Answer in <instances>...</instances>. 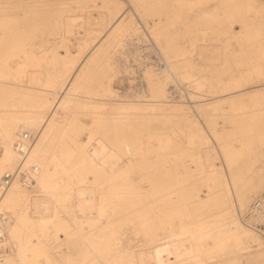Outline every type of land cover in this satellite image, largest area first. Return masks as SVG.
Wrapping results in <instances>:
<instances>
[{"label":"bare ground","instance_id":"1","mask_svg":"<svg viewBox=\"0 0 264 264\" xmlns=\"http://www.w3.org/2000/svg\"><path fill=\"white\" fill-rule=\"evenodd\" d=\"M133 41L164 67L122 94ZM257 143L264 0H0V264H264Z\"/></svg>","mask_w":264,"mask_h":264},{"label":"rangeland","instance_id":"2","mask_svg":"<svg viewBox=\"0 0 264 264\" xmlns=\"http://www.w3.org/2000/svg\"><path fill=\"white\" fill-rule=\"evenodd\" d=\"M206 2V3H205ZM215 3L216 2H207V1H204L203 3H200V2H198V3H196V6H207V5H209V6H212V5H215ZM128 10L127 11H129L130 10V7L127 5V7H126ZM139 23H140V26H142V28L144 29V22L141 20V19H139L138 18V20H137ZM202 24V23H201ZM194 25L197 27V26H199L200 25V23L196 20V21H194ZM211 25H212V22L211 21H205V22H203V26H208L209 28L211 27ZM141 28V31H145L146 29H142ZM234 29H236V30H238V26L237 25H235L234 26ZM194 34H197L198 36H201L202 34H203V32H196V33H194ZM204 34H206L209 38H211L213 35V33H212V31H210V29L208 30V32H206V33H204ZM149 39V38H148ZM147 39V40H148ZM145 40V39H144ZM149 41V40H148ZM151 42V41H150ZM132 43H134V45L133 44H131L130 43V45H128V47H125L126 49H125V54H126V57H127V59H129V60H127V62L126 63H122V67H121V73L119 74V76L116 78V80H115V82H114V88L118 91V92H120V93H122V94H124L125 92H126V94H128V92H131V91H136V90H140L139 91V93H142L144 90L146 91V83L143 81V77H141V76H143V73H144V71L147 69V68H149L150 67V65L152 66L153 65V67H154V69H157V68H162V67H164V66H155V65H157V59H158V55H157V49L156 48H154V47H150L149 46V44H147L148 42H136V41H133ZM152 43V42H151ZM145 44V45H144ZM137 45H139V46H141V48L140 47H138ZM143 45V46H142ZM136 48H135V47ZM144 46L146 47L145 49H144ZM131 47H133V48H131ZM76 48V49H75ZM130 48H131V50H130ZM147 48H149V50H147ZM135 49L137 50V51H135ZM140 49H141V51H140ZM143 49V50H142ZM152 49V50H151ZM76 50H78V48L76 47V46H72L71 47V54H67L66 53V51H64V52H61V54L62 55H68L67 57H69V58H74V56L76 55V53H77V51ZM139 50V51H138ZM155 50V51H154ZM143 51V52H142ZM154 51V52H153ZM126 52H128V53H126ZM130 52V53H129ZM137 52H140L141 54H139L140 55V57L139 56H137V57H135L136 55H138V53ZM156 52V53H155ZM134 53V54H133ZM150 54V57L148 56L149 54ZM134 56H132V55ZM136 54V55H135ZM134 58H132L131 59V56ZM142 55H144L143 57H142ZM135 58L137 59V60H135ZM149 59H152V60H154V61H152V60H149ZM128 61H130V62H128ZM147 61H149V63H147ZM151 61V62H150ZM133 62V63H132ZM144 63V66H143V63ZM131 63V64H130ZM135 64V65H134ZM149 64V65H148ZM126 65H128L127 67H126ZM147 65L149 66V67H147ZM119 66H121V65H119ZM124 67V68H123ZM128 69V71H129V73L128 74H126L125 72H124V70L126 69V68ZM132 68V69H131ZM143 70V72H142V70ZM145 69V70H144ZM132 72V73H131ZM125 73V74H124ZM141 73V74H140ZM127 75V76H126ZM121 76H123L122 77V79L120 78ZM141 79H142V81H141ZM129 82V83H127V81ZM141 81V84L138 86V84L140 83V81ZM124 81V82H123ZM126 82V83H125ZM123 83H125L124 85H123ZM131 83V84H130ZM145 85H144V84ZM179 85V87H170V91H173L172 92V97H173V99L171 100V101H173V102H175V103H181L182 105H184L185 107L186 106H188V107H190V108H192V106L193 105H199L200 104V101H202V100H204V99H207V96L206 95H208L207 94V92L206 91H198V90H196L195 88H194V85H191V84H189V83H178ZM142 85V86H141ZM131 86V87H130ZM133 86V87H132ZM135 86V87H134ZM145 88H144V87ZM136 88V89H135ZM138 88V89H137ZM123 90V91H122ZM126 90V91H125ZM122 91V92H121ZM100 98V97H99ZM82 120H83V122H85L86 123V125H88L87 126V128H91L92 130H93V127L91 126V124H90V118H88V117H83L82 118ZM186 146V145H185ZM184 146V147H185ZM264 148V144H259V143H257V144H255L254 145V149L256 150V151H260V150H262ZM183 154H186L185 153V151H183ZM186 159H189V158H186ZM251 179V178H250ZM248 180V178L245 180V181H247ZM243 182V183H246V184H249L250 182ZM252 181L254 182V183H257V179H254V178H252ZM252 183V182H251ZM261 194V196H262V198L264 197V189H261L260 191L259 190H256V194L258 195V194ZM259 194V195H260ZM255 200H258V199H256L255 198ZM254 200V201H255ZM253 205V204H252ZM237 211L239 212V214L243 211H241L238 207H237ZM251 215V214H250ZM250 215H248V214H246V215H244V222L246 223H248L249 221H248V218H249V216ZM251 223H248L250 226H252V227H254L256 230H261L260 231V233H262L263 234V236L261 237L262 239H263V241H264V218L263 219H261V221L259 220V223H258V221L257 222H252V221H250ZM247 224V225H248ZM255 224V225H254ZM248 225V226H249ZM254 225V226H253ZM263 231V232H262Z\"/></svg>","mask_w":264,"mask_h":264},{"label":"built area","instance_id":"3","mask_svg":"<svg viewBox=\"0 0 264 264\" xmlns=\"http://www.w3.org/2000/svg\"><path fill=\"white\" fill-rule=\"evenodd\" d=\"M25 138H27V135H25ZM14 174L11 172H7L6 174L3 175L0 186L2 191H5L13 182L14 180ZM22 183L24 186L30 188L32 186L33 181L26 175L23 174L22 177ZM253 212L255 215H260L264 214V199L261 201H257L255 205L253 206ZM3 239V230L0 229V242Z\"/></svg>","mask_w":264,"mask_h":264}]
</instances>
